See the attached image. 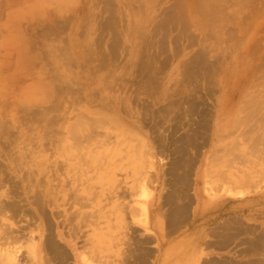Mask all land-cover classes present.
Masks as SVG:
<instances>
[{
	"label": "rangeland",
	"instance_id": "374dc122",
	"mask_svg": "<svg viewBox=\"0 0 264 264\" xmlns=\"http://www.w3.org/2000/svg\"><path fill=\"white\" fill-rule=\"evenodd\" d=\"M0 124V264H102L216 198L264 226V0H0Z\"/></svg>",
	"mask_w": 264,
	"mask_h": 264
},
{
	"label": "crops",
	"instance_id": "0c3cea01",
	"mask_svg": "<svg viewBox=\"0 0 264 264\" xmlns=\"http://www.w3.org/2000/svg\"><path fill=\"white\" fill-rule=\"evenodd\" d=\"M200 209L197 214L208 226L190 232L184 228L172 237L168 227H133L137 237L129 249L114 258L102 256V264H255L261 260L250 247L264 232V226L259 212L251 210L250 199L216 198L202 202ZM236 211L242 213L234 214ZM60 245L72 255L66 264H88L80 250L76 252L66 243ZM61 263L57 259L44 262Z\"/></svg>",
	"mask_w": 264,
	"mask_h": 264
},
{
	"label": "bare ground",
	"instance_id": "6f19581e",
	"mask_svg": "<svg viewBox=\"0 0 264 264\" xmlns=\"http://www.w3.org/2000/svg\"><path fill=\"white\" fill-rule=\"evenodd\" d=\"M1 125V124H0ZM2 134V133H1ZM3 182H4V179L2 178V176H1V178H0V187L2 186V184H3ZM146 197H148V195L146 196ZM145 200V199H144ZM1 203V205L3 204V201L1 200L0 201ZM4 203H5V201H4ZM144 204V203H143ZM15 207H18V206H15ZM15 207H12V205H11V207L9 206V207H7L8 209H11L12 211H14L13 209H15ZM5 206H0V215L2 214V212H4V210H5ZM143 210H144V212L145 213H147V207L144 205L143 206ZM18 211V210H17ZM17 211H15V213L17 212ZM136 211V210H135ZM137 214V213H136ZM13 218V217H12ZM9 232V231H8ZM14 239L16 238V237H13ZM12 238V236H11V239H13ZM10 239V238H9ZM14 239H13V241H14ZM17 239V238H16ZM50 240V241H49ZM48 240V242H47V244H46V251L49 253H51V254H53L55 257H56V259L57 260H59V261H61L62 263L61 264H64L65 263V261H66V255H65V253L64 254H62V253H60L59 251V247H58V245H57V243H55L53 240H51V239H49ZM18 241V240H17ZM254 246L253 247H250V249L252 248V251H254V252H256V251H258V249L260 248V247H262V246H264V236L263 235H261V237H257V239L254 241ZM4 245V244H3ZM251 246V245H250ZM59 250V251H58ZM68 259V258H67Z\"/></svg>",
	"mask_w": 264,
	"mask_h": 264
}]
</instances>
